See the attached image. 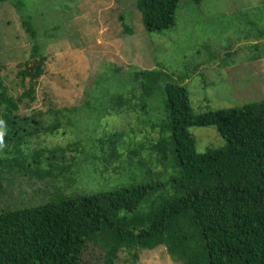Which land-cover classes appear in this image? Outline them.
I'll return each instance as SVG.
<instances>
[{
	"label": "rangeland",
	"instance_id": "obj_1",
	"mask_svg": "<svg viewBox=\"0 0 264 264\" xmlns=\"http://www.w3.org/2000/svg\"><path fill=\"white\" fill-rule=\"evenodd\" d=\"M25 14L32 18L47 61L36 100L23 106L22 113H30V109V115L42 116L45 124H18L21 135L16 149L10 145L7 151L0 143V160L7 158L21 166L22 159L15 151L28 148L29 160L33 150L40 151L42 168L47 170L55 162L69 172L56 180L17 178L18 186L9 185L1 196L14 209L20 201L46 199L36 192L50 190L51 184L58 185L61 180L70 184L65 194H71L69 187L73 194L97 193L109 189L104 179L115 182L118 171L114 169L128 160L135 165L138 161L156 164L158 158L151 147L159 137L154 126L168 116L167 83L188 89L196 114L242 108L264 99V0H204L199 5L181 0L175 25L154 33L145 30L137 0H7L0 4V93L8 87L14 97L21 90L18 71L29 63L34 43L22 26ZM122 16L133 35L123 30ZM146 70H162L167 78L140 109L142 90L132 81L136 72ZM119 92L136 105L135 110L127 107L118 113L108 109L111 98ZM68 108L77 111L67 118L79 122L68 124L63 119L59 129L48 131L55 127L48 114ZM2 131L8 134L11 130ZM189 131L196 139L198 153L225 144L214 127H192ZM115 132L126 134L121 140L124 145L105 147L104 152L99 143L89 142H99ZM52 150L55 154L51 157L48 152ZM94 162L105 167H97L98 172L104 170V179L95 175ZM149 168L156 171L161 166ZM149 168L133 169L125 180L128 184L134 179L140 184L159 182ZM0 170L5 168L0 166ZM118 264L181 263L160 246L152 251L123 250Z\"/></svg>",
	"mask_w": 264,
	"mask_h": 264
},
{
	"label": "trees",
	"instance_id": "obj_2",
	"mask_svg": "<svg viewBox=\"0 0 264 264\" xmlns=\"http://www.w3.org/2000/svg\"><path fill=\"white\" fill-rule=\"evenodd\" d=\"M6 1L0 0V4ZM191 1L199 5L204 0ZM180 4L181 0H137L145 30L154 33L172 28ZM22 17V26L34 43L29 63L17 74L19 93L9 95L8 87L0 93V143L7 151L19 142L18 124H45L42 116H31L30 109V113H22L23 106L36 100L47 61L32 18ZM120 18L123 30L133 35L124 17ZM166 78L162 70L134 74L132 83L142 90L140 109ZM165 96L168 116L154 126L159 137L151 147L157 166L149 161L135 165L128 160L113 168L118 171L114 182L104 179V170L98 172L97 167H105L94 162L95 175L108 180V190L73 194L69 187L68 195L64 191L70 184L61 180L58 185L51 184L50 190L36 192L46 199L20 201L14 209L1 196L9 185H17V178L56 180L69 170L55 162L47 170L42 168L40 151L33 150L29 160L28 148L15 151L22 159L21 166L7 158L0 160L5 168L0 170V264H118L123 250L152 251L160 246L181 264H264V99L242 108L196 114L186 87L167 83ZM110 104L108 109L118 113L136 107L121 92L113 95ZM76 111L50 112V124L55 127L47 130L59 129L63 119L75 124L78 120L67 116ZM192 127L216 128L224 146L198 153L196 139L189 131ZM2 129L11 131L4 134ZM125 135L115 132L99 142H89L99 143L98 148L106 152L105 147L124 145L121 140ZM48 154L54 156L55 150ZM151 166L161 168L153 171ZM145 167L161 180L140 184L134 179L128 184L127 175Z\"/></svg>",
	"mask_w": 264,
	"mask_h": 264
}]
</instances>
